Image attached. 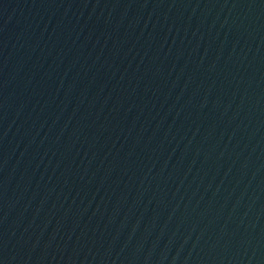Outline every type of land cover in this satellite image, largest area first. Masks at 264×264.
<instances>
[{"label": "water", "instance_id": "obj_1", "mask_svg": "<svg viewBox=\"0 0 264 264\" xmlns=\"http://www.w3.org/2000/svg\"><path fill=\"white\" fill-rule=\"evenodd\" d=\"M0 264H264V0H0Z\"/></svg>", "mask_w": 264, "mask_h": 264}]
</instances>
